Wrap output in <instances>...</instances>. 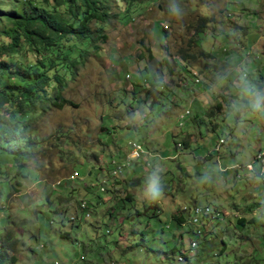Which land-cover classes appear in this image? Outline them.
Returning a JSON list of instances; mask_svg holds the SVG:
<instances>
[{"label":"rangeland","instance_id":"1","mask_svg":"<svg viewBox=\"0 0 264 264\" xmlns=\"http://www.w3.org/2000/svg\"><path fill=\"white\" fill-rule=\"evenodd\" d=\"M8 2L0 0V6L7 10ZM130 3L121 0L109 9L106 40L99 42L96 53L91 50L62 89L71 104L61 109L51 106L30 123L29 131L37 130L42 143L25 162L37 171L35 180L25 183L22 176L13 174V163L0 162L7 174H13L11 183L24 185L9 200L0 201L4 204L0 225L12 235H22L26 249L17 253V264L54 260L60 264H182L181 253L170 250L179 244L176 247L184 254L188 251L194 225L187 214L180 227L182 236L174 238L172 230L177 226L170 215L186 208L191 213L195 204L210 205L223 217L240 215L252 205L253 211L244 216L262 223L257 229L243 230L235 220L225 226L222 218L211 231L218 233L217 241L223 237L233 247L228 250L233 253L217 264H233L235 255L247 253L244 263L264 264V173L247 169L250 163L259 172L254 155L264 152V88L258 87L264 76V0ZM128 6L131 16L122 18ZM115 12L117 18H113ZM5 23L2 19L0 26ZM200 24L203 27L195 34ZM179 49L195 54L189 67L199 70L198 85H189ZM146 66L150 71L144 70ZM152 75L163 85L161 92L153 90L152 98L135 102V97L144 98L145 90L133 93V81L150 88ZM111 101L112 105L119 101L117 109L106 105ZM216 103L221 108L210 115ZM185 110L190 114L182 119L179 116ZM103 123L113 128L108 135L103 134ZM60 133L70 140L65 148ZM133 141L140 142L145 152L131 158L101 190L99 175L107 176L112 166L126 164L131 151L128 142ZM5 179L0 177V187L10 192V180ZM70 188L75 190L69 199ZM49 192L52 203L44 210L36 208ZM126 192L133 196L131 201L124 200ZM81 200L86 201L89 216L76 210ZM63 207L68 210L66 216ZM62 216L63 228H69L71 217L79 225L69 229L67 239L55 235ZM49 227L54 229L49 232L56 231L51 237L43 233Z\"/></svg>","mask_w":264,"mask_h":264},{"label":"trees","instance_id":"2","mask_svg":"<svg viewBox=\"0 0 264 264\" xmlns=\"http://www.w3.org/2000/svg\"><path fill=\"white\" fill-rule=\"evenodd\" d=\"M118 1L121 0H9L7 10L0 6V22L2 19L8 22L0 26V162L13 163V174L22 176L25 183L33 182L37 175V171L27 168L25 162L32 155L34 149L37 150L42 145L41 136L37 130L32 129L29 131L30 123L51 106L61 109L63 106L71 104L70 99L62 94V89L83 66L91 50L96 53L100 49L99 42L106 40L104 24L108 23L110 17L109 9L113 5H117ZM133 1L137 0H127L129 4ZM134 5L138 6V3ZM180 7L183 11L186 9L185 6ZM127 10L122 18L128 15L131 16L132 8L128 6ZM112 15L113 18H117L118 12ZM91 22L98 23V25L91 27ZM202 27L200 24L199 29L197 28L194 33L198 34ZM165 34L166 32L164 31V37L166 36ZM190 41L194 43L196 39L191 38ZM186 50L179 49L177 52L184 65L181 68L186 70L189 85H198L202 80L198 73L199 70L189 67V62L195 59V54H188ZM198 54L207 57L212 56L210 53L202 51H199ZM149 56L153 58L152 54H149ZM168 69L172 72L170 65ZM144 70L150 71L147 66L144 67ZM261 79L262 82L258 85L259 90L264 88V76H261ZM133 84L135 87H133V93H136L138 89L145 90L144 98L135 97L133 99L135 102H146L147 99L152 98L153 90L159 94L163 87L161 82L153 78V75L147 83L150 88H145L146 86L144 87L143 83L138 80H134ZM106 105L117 109L119 101H114L113 105L111 101V103L108 102ZM127 105L124 106V109ZM220 108L221 104L216 103L215 107L213 105V109L211 106L208 113L212 115L215 109L220 110ZM186 111H184L182 119L190 114L188 110ZM101 129L105 130L103 134L108 135L113 128L103 123ZM60 134L65 137L64 133ZM219 140L222 142V139ZM64 141H66V144L63 148L67 147L70 140L65 137ZM184 145L187 146V143L184 142ZM136 155L138 156L139 154H131L130 158ZM124 166V163L118 164L119 172L123 171ZM30 173H34V177ZM11 174H7L0 163V177L5 176L7 178L5 181H9L12 177ZM10 184L13 188L10 192L3 191L0 187V201L2 199L9 200L13 192L20 191L24 186L20 181L11 183L10 180ZM74 190L72 188L67 190L66 196L69 199L72 197ZM51 194L49 192L43 195L41 201L35 207L44 210L48 204L52 203ZM132 199L133 196L126 192L124 200L131 201ZM56 202L58 203L59 200L57 199ZM3 207L4 204L0 205V210H3ZM79 207L78 205L76 210L83 212ZM252 207L251 205L244 208L242 214H236L233 217H223L221 211L217 209L215 210L219 215L213 214L214 212L211 215H205L207 214L206 212L195 214L197 221L201 220L202 222L199 229L201 231L204 230L203 236L199 239L201 240L200 245L193 247L196 250H193L191 255L189 248L184 254L181 247H176L179 244H173L175 246L170 250L172 251L171 254L181 253L178 256V260H183L181 261L182 264H217L221 259L227 257L228 253H233L229 252L233 251V247H230L227 239H223V237H218L220 240L217 241L218 233H215L216 236L213 233L211 234V231L217 227L218 223L222 222V218L226 219L224 222L225 226L235 220V223L242 226L243 230L251 226L257 229L262 223L258 222V220L255 221L256 219L253 216H244V214L253 211ZM56 211L57 209L54 210V212ZM238 211L237 209L235 210V212ZM66 212L68 210L63 207L62 214L65 213L64 216H66ZM187 214L190 216L189 220L191 219V222H189L194 225L192 222L194 218L193 211L191 210L190 213L189 208L182 211L178 210L170 215V221L177 226V228L172 230L174 238L178 237L177 239H179L182 236L184 231L180 230V227L182 228L183 224L188 220L186 218ZM153 215H156V213L153 212ZM64 216L59 219L58 232L55 231V235L67 239L71 237L69 229L79 225L73 218H68L69 228H63ZM113 216H115L114 213ZM127 216L130 215H126L125 218ZM209 218L213 219V223L208 227H203V223H210ZM0 222L3 224L4 219L0 218ZM79 224H81V220H79ZM116 227L119 228V226ZM50 230H54L53 227L45 229L43 233L51 237L55 232H49ZM201 231L194 226V230L191 231L193 240L192 238L190 239V244L195 242L194 245H197L196 240L201 236ZM130 233L133 234L134 231ZM21 238L22 235L20 237L12 235L5 225H0V264H17L19 262L17 253L26 250L23 248ZM130 244L137 245L136 243ZM247 257L248 253L240 257L235 255L233 264H246L244 260ZM227 264L230 263L228 262Z\"/></svg>","mask_w":264,"mask_h":264},{"label":"built area","instance_id":"3","mask_svg":"<svg viewBox=\"0 0 264 264\" xmlns=\"http://www.w3.org/2000/svg\"><path fill=\"white\" fill-rule=\"evenodd\" d=\"M185 112H187V111L185 110ZM179 117L180 118H183V114H181ZM130 146H131L130 155L131 154H141V153L144 152V149H143L142 145L139 144V143H137V142H130ZM130 155H129V158H130ZM256 159L262 164L263 161H264V152L263 151L258 152V155L256 156ZM247 169L253 170V166L252 165H249V167ZM263 171H264V167L261 165L260 173H263ZM117 172H119L118 171V165H116L112 169V171H110V173L108 174V176H104V177H102L99 180V183L101 184V187H100L101 190L103 189V186L107 183V181L109 180V178L115 177L117 175ZM80 207L83 208V209L86 208V202L84 201L83 203H80ZM202 210L209 211V214L210 215L213 212L212 208L209 205H202ZM199 213H200V211H193L194 218H193V221L192 222L194 223V226L197 227L199 231H201V229H199V227L201 226L202 222H201V220L198 222L197 219L195 218L196 217L195 214H199ZM194 244H195V242H192L191 243V246H196ZM54 264H57V261H55Z\"/></svg>","mask_w":264,"mask_h":264},{"label":"clouds","instance_id":"4","mask_svg":"<svg viewBox=\"0 0 264 264\" xmlns=\"http://www.w3.org/2000/svg\"><path fill=\"white\" fill-rule=\"evenodd\" d=\"M128 75V76H127ZM125 76H126V78H130V75L129 74H125ZM134 142V141H133ZM128 144H129V148L131 149V146H130V142H128ZM140 144V143H139ZM142 145V144H141ZM177 145H179V143H177ZM131 152V151H130ZM144 152H145V150H144ZM143 152V153H144ZM258 152H261L260 150L259 151H257V153ZM256 153V154H257ZM256 154L254 155V161H257V162H259L257 159H256ZM129 155H130V153H129ZM132 159L131 158H129V156H128V158H127V160H126V164L125 165H129L128 163H129V161H131ZM135 160V159H134ZM119 162V161H118ZM113 163H116V160L114 159L113 160ZM260 163V162H259ZM121 164V163H120ZM250 164V163H249ZM118 165V164H117ZM252 165V164H251ZM261 165L264 167V161H263V163L261 164L260 163V168H261ZM116 166V165H115ZM115 166H112L110 169H108V170H110V171H112V169L115 167ZM125 167V166H124ZM110 171L107 173V176H108V174L110 173ZM250 171H252V173L253 174H259V175H262L263 173H264V171H263V173H260V169H259V172H257V171H253V170H250ZM76 176H78V172H77V175ZM105 175H103V174H101V175H99V179L98 180H100L102 177H104ZM73 177H75V176H73ZM73 177H71V178H73ZM112 178V180L115 178V177H111ZM111 178H109V180L111 179ZM108 180V181H109ZM101 187V186H100ZM81 201H83V200H81ZM81 201H80V203H81ZM86 202V201H85ZM80 203H79V206H80ZM197 205H201V204H197ZM210 206V205H209ZM211 207V206H210ZM81 210H83V212H85V215L86 216H89V213L90 212H88L87 210H85V208L83 209V208H81V207H79ZM212 209H213V212L214 211H216L213 207H211ZM212 212V213H213ZM217 214H218V212H217ZM219 215V214H218ZM71 218H73V217H71ZM193 247H197V245L196 246H191V244H190V247H189V253L190 254H192V252H193V250H194V248ZM55 261H57V263L58 264H60L59 263V261L58 260H54V261H51V262H49L48 264H54V262ZM77 264H79L78 262H76ZM76 263H74V264H76ZM111 264H113L112 262H111Z\"/></svg>","mask_w":264,"mask_h":264},{"label":"bare ground","instance_id":"5","mask_svg":"<svg viewBox=\"0 0 264 264\" xmlns=\"http://www.w3.org/2000/svg\"><path fill=\"white\" fill-rule=\"evenodd\" d=\"M258 155V154H257ZM256 155V156H257ZM137 156V155H136ZM249 165H251V164H248L247 165V168L249 167ZM119 171V170H118ZM75 173V172H74ZM73 173V174H74ZM77 173V172H76ZM81 202H83V201H81ZM194 206H202V205H197V204H195ZM194 206H193V208H194ZM87 208V207H86ZM193 208L191 209V210H193ZM194 211H200V213H204V212H206L207 214H205V215H209V211H207V210H202V208L201 207H195L194 208Z\"/></svg>","mask_w":264,"mask_h":264}]
</instances>
